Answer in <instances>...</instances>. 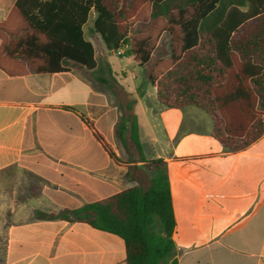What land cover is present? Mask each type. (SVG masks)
<instances>
[{"label": "crops", "instance_id": "obj_1", "mask_svg": "<svg viewBox=\"0 0 264 264\" xmlns=\"http://www.w3.org/2000/svg\"><path fill=\"white\" fill-rule=\"evenodd\" d=\"M16 2L0 0V22ZM95 18L92 10L84 31L96 49ZM103 46L98 66L112 71L119 95L72 63L49 74L0 69V264H125L120 237L37 213L82 208L159 173L171 187L179 264H264V135L245 150L227 149L205 110L165 107L147 74L134 70L127 83L130 73L115 69ZM132 101L142 152L163 160L160 170L148 172L129 134L128 146L117 134Z\"/></svg>", "mask_w": 264, "mask_h": 264}, {"label": "trees", "instance_id": "obj_2", "mask_svg": "<svg viewBox=\"0 0 264 264\" xmlns=\"http://www.w3.org/2000/svg\"><path fill=\"white\" fill-rule=\"evenodd\" d=\"M92 10L93 33L109 52L124 50L139 67L152 62L148 80L165 107L205 110L213 120V138L235 152L264 135V0H17L0 22V69L25 76L64 72L72 63L119 95V83L111 70L107 74L98 66L84 31ZM164 35L169 49L161 43ZM134 102L123 105L117 134L126 146L129 134L148 172L160 170L164 161L142 152ZM95 136L121 164L105 139ZM37 216L84 221L120 237L125 264H179L165 173L85 207Z\"/></svg>", "mask_w": 264, "mask_h": 264}, {"label": "rangeland", "instance_id": "obj_3", "mask_svg": "<svg viewBox=\"0 0 264 264\" xmlns=\"http://www.w3.org/2000/svg\"><path fill=\"white\" fill-rule=\"evenodd\" d=\"M87 36L90 34L89 32H86ZM94 43L96 45V55L97 58L101 59L105 56V50H104V46H103V41L100 35L94 36ZM161 43H163L164 45H166L167 49H169L170 46V38L168 35H164L162 37ZM104 52V54H103ZM124 52V50L122 51ZM121 57H125L124 53L119 54V53H114L111 54V62L113 63L115 69H119L121 67H123L124 70L128 71V73H130L129 75V80L127 81V83H130V79H131V72L138 71L140 72L141 76L142 74L146 75L148 73V70L150 69V67L152 66V62L149 63L146 67H140V69L136 68L133 64L130 65L127 63V61ZM155 94V92H154Z\"/></svg>", "mask_w": 264, "mask_h": 264}, {"label": "built area", "instance_id": "obj_4", "mask_svg": "<svg viewBox=\"0 0 264 264\" xmlns=\"http://www.w3.org/2000/svg\"><path fill=\"white\" fill-rule=\"evenodd\" d=\"M123 50H121V51H119V54H122V53H124V52H122Z\"/></svg>", "mask_w": 264, "mask_h": 264}]
</instances>
